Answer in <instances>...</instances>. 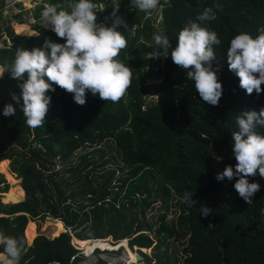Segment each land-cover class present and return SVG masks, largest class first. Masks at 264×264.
I'll return each mask as SVG.
<instances>
[{
	"label": "trees",
	"instance_id": "obj_1",
	"mask_svg": "<svg viewBox=\"0 0 264 264\" xmlns=\"http://www.w3.org/2000/svg\"><path fill=\"white\" fill-rule=\"evenodd\" d=\"M69 2L45 0L31 11L33 19H42L43 4L67 8ZM94 2L102 5L98 6L102 9L97 13L98 23L108 25L115 4L110 0ZM121 3L118 11H123ZM160 4L162 18L157 28L144 18L145 12L135 8L134 13L124 14V24L117 26L127 46L116 59L132 73L131 84L119 102L104 101L98 94L87 92L86 103L79 105L73 93L53 85L55 91L47 93L51 101L44 125L35 129L26 124L22 99L19 104L12 99V94L19 95L21 89L8 69L18 48L42 47L48 39L64 44L66 38L58 37L51 27L33 28L37 36H16L13 21L28 24L29 12L4 19L1 5L0 40L4 39V48L0 49V73L3 71L4 75L0 77V166L4 162L10 166L13 161L12 170L21 178V188H15L24 194V199L16 190L11 194L15 200L0 202V233L24 241L20 264H68L70 256L78 252L71 245L82 252L85 250L80 243L92 250L112 251L109 248L127 245L125 240H129L131 249L136 247L138 255L140 251L149 254L147 250L152 248L159 251L153 259L142 255L146 264H169L166 241L178 231H183L184 236L189 234L182 264H264V178L258 174L249 178L260 184L250 205L235 190V178H216L225 167H235L237 163L232 153V133L238 130V115L264 108V92L247 94L227 61V49L235 35L247 32L255 37L264 28V0H163ZM209 8L215 18L204 21L203 26L214 30L221 40L220 45L214 46L217 59L213 61V68L219 65L218 78L223 86L217 106L200 99L194 82L188 80L185 69L173 62L170 52L167 58L156 57L158 47L153 39L155 33L162 31L174 48L185 23ZM134 25L137 27L131 35ZM150 66L156 69V84L148 83L152 77ZM150 92L156 96L151 105L146 101ZM9 103L16 112L5 116L3 109ZM256 131L264 134V127L258 126ZM108 141L129 169L120 179V191L139 175L145 177L137 184L130 183V191L136 197L130 204L139 201L142 210L141 216L128 223L115 208L119 193L109 189L115 171H104L108 179L101 184L94 179V173L104 163H97L92 155L99 152L103 157L98 147ZM88 148L92 152L72 162L75 152ZM151 169H157L163 181ZM0 173L8 178L7 173ZM2 185L5 190L0 193L9 194V185L0 175V188ZM185 192L192 194L196 206L183 202ZM159 194L164 196L165 210L169 209V202H177L179 215L168 223L167 214H159L153 240V224L145 218ZM201 205L212 209L207 218L201 216ZM45 217L54 219V237L63 233L55 239L36 236L27 246L28 224ZM56 220L63 222L65 229ZM210 223L214 226L209 227ZM67 229L75 238L71 245ZM109 237L120 243L112 245L104 240Z\"/></svg>",
	"mask_w": 264,
	"mask_h": 264
},
{
	"label": "clouds",
	"instance_id": "obj_2",
	"mask_svg": "<svg viewBox=\"0 0 264 264\" xmlns=\"http://www.w3.org/2000/svg\"><path fill=\"white\" fill-rule=\"evenodd\" d=\"M114 4L113 15L119 10V0H114ZM159 4L160 0H132V6L145 13L157 9ZM98 11L102 9L94 0H71L67 8L59 4L45 5L42 18L58 37L66 38V43L48 39L42 47L17 49L8 71L19 82L21 93H13L12 99L17 104L22 99L23 115L30 128L44 125L51 101L47 93L55 91L53 85L73 93L79 105L86 103L87 92L94 96L98 94L104 101L119 102L129 88L132 73L116 59L127 46L125 36L117 30L123 21L117 17L111 27L98 23ZM214 18L209 8L186 22L178 33L174 48L162 31L155 33L153 39L158 47L156 57L167 58L170 52L173 62L185 69L188 80L194 82L200 99L217 106L223 86L218 78L219 65L213 68V61L217 59L214 46L220 45L221 40L214 30L203 26L204 21ZM227 61L229 70L239 77L240 87L247 94L264 92V28L255 37L247 32L235 35L227 49ZM3 75L0 73V77ZM15 112L12 103L3 109L5 116L15 115ZM236 123L238 130L232 133V153L237 163L235 167H225L216 178L219 181L235 178V190L250 205L260 184L249 178L257 174L264 178V134L256 131L258 126L264 127V108L259 112L246 110L240 113ZM183 202L190 207L197 204L189 192L184 193ZM199 209L205 218L212 213L206 205ZM0 246L3 249L0 264H20L24 241L0 233Z\"/></svg>",
	"mask_w": 264,
	"mask_h": 264
},
{
	"label": "rangeland",
	"instance_id": "obj_3",
	"mask_svg": "<svg viewBox=\"0 0 264 264\" xmlns=\"http://www.w3.org/2000/svg\"><path fill=\"white\" fill-rule=\"evenodd\" d=\"M44 1L45 0L24 1L23 2L24 11L21 13L15 11V10H10V11L4 10V13H3L4 19H9L16 14H22L24 12H29L28 13L29 16L26 18V22L28 23V25H30V26L35 25L36 27H46L47 28V26H48L47 21H45L44 19L35 21L33 19L32 12H31L32 10L35 9V7L38 4H41ZM162 1L163 0H160V2H162ZM110 2L114 4V0H110ZM119 3H121L120 0H119ZM24 4H25V6H24ZM26 4L28 6H26ZM47 5H49V4H47ZM121 5L123 7V11H118V12H116L115 15H113V11H112L110 13V23L107 26L111 27L115 23V20L117 17H120L123 21V23H121V24H124V21H125L124 14L134 13V7L132 6V0H124L121 3ZM42 6L44 7V4ZM99 6L101 7V4H99ZM161 6L162 5L159 4L157 9L146 13L144 16V18H148L150 20V22H151L152 26H154V28H157V26L160 24L159 20H157V16H159ZM16 23H17L16 20H14L12 23L15 35H16V25H15ZM0 25H3L2 22H0ZM136 27H137V25H134L133 30L131 31V35H134V32H135L134 30ZM16 36H18V35H16ZM31 36H36V35L32 34V35L27 36V37H31ZM20 37H22V36H20ZM3 40H0V44L2 46H3ZM148 71L152 75V77L148 80V83L149 84L150 83H152V84L158 83L159 80L154 77V75L156 74V69H154L153 67L150 66L148 68ZM155 99H156V96L153 94V92H150L149 95L146 97V101L149 105L153 104ZM98 148L103 151V153H104L103 157H101V154L99 152L93 153L92 156L97 163L103 162L104 164L101 163L102 165L94 173V175H95L94 179L98 183L101 184L108 179L107 175L104 173V171H107V170L108 171H110V170L115 171V174H114V176L111 179V182L109 184V189L113 190L116 193H119L117 201L115 202V208H117V210L120 213V216L122 215L125 218L126 222L128 223L130 220H132V218H135L136 216H141V210H142V207L139 205V201H137L138 203L136 202V204H130L131 200L136 201V197L133 195L132 191H130V183L137 184L138 182H141L142 180H144L145 177L142 174L139 175L134 181L132 180L133 182H130V183L127 182L126 185L123 187V189L120 191V189L117 188L121 185L120 179L124 178L129 173V169L126 168L125 166H123V164L120 162V160L117 156V153L115 151L114 144L111 141L102 143ZM90 152H92V148L79 150L73 154V156L71 157V160H72V162L76 163V161H78L81 157H83V155H86ZM12 163H13V161H12ZM12 163L9 166L8 162H4L0 166V171L8 174V178H6L5 174L0 173V175H3V179L6 181V184L9 185L8 192L10 191L9 194L0 193V201L2 202V204H8V203H5L8 200H15L16 198L11 197V194L16 192V188H15L16 186L20 187L21 178L18 177L15 172H13L12 167H11ZM58 168L59 167H57V169ZM151 170H152L153 174L158 178L159 181H163V177L160 175V173L157 169H155V170L151 169ZM7 179L9 182H7ZM0 190H5V189H2V187H1ZM111 202H112V198H110V200H109L110 204H111ZM168 205H169V209L165 210L166 206H165L164 196L162 194H159V196L157 198V202L155 203V205L152 207V209L150 210V212L147 214V216L145 218L146 222H148V223L152 222V224H153L154 232L151 234V238L153 240H155V233H156V229H157V226L159 223V221H158L159 214L165 212L167 214L166 220L168 223H171V221H175V219L179 215V206L175 200L169 202ZM105 217H106V215H105ZM57 221H58V223L63 224V222H61L60 220H57ZM33 222L36 225V229H35L36 236H42L46 239H55L56 238L53 236V234H54V225H53L54 219H51L48 217V219L45 218L43 221L38 219V220L33 221ZM63 226H64V224H63ZM64 229H65V226H64ZM67 231L73 237L71 230L67 229ZM61 233H63V232H61ZM60 234H59V236H60ZM59 236H57V237H59ZM188 238H189V234H185V236H184L183 231H178L177 234H175V236L172 239H169L166 241V244L168 245V250L166 251V257L169 260V264H182V260H183V256H184L183 250L186 246V242H188ZM104 240H109L112 245L120 243V242H116L113 237H109V238L104 239ZM125 241H127L128 244L125 245L124 251L116 253V256H124L125 254H127L130 257V260H132V263L137 260L138 256L144 255V256H147L149 259H153L155 257V255L159 254L158 250H156L155 248H152V249L148 250L149 254L148 253L144 254V253H142V251H140L139 255H138V253L135 251L136 247L131 249L129 247V240H125ZM27 243L30 244L32 242L27 241ZM70 244H71V241H70ZM80 244H81V248L87 247L86 243H80ZM121 246H122V244L119 245L117 248H120ZM113 248H116V247H113ZM73 249L76 251H79L77 248H73ZM110 249L113 251L112 248H110ZM89 251H90V249L87 248L86 252H89ZM79 252H82V251H79ZM143 258H144L143 262H137L136 264H146L145 257H143Z\"/></svg>",
	"mask_w": 264,
	"mask_h": 264
},
{
	"label": "built area",
	"instance_id": "obj_4",
	"mask_svg": "<svg viewBox=\"0 0 264 264\" xmlns=\"http://www.w3.org/2000/svg\"><path fill=\"white\" fill-rule=\"evenodd\" d=\"M2 2H3L4 10L6 11L15 10L19 13L24 11L23 0H2ZM20 4H22V7L20 6ZM3 48L4 45L2 46L0 44V49ZM45 218L48 219V217ZM122 250L124 251L123 248L115 251L95 250L91 255H87L85 252L82 253L78 251L77 253H74L73 255L70 256L68 264H124L126 263V258H127L126 254L124 256H116V253L121 252ZM47 264H60V263L57 261H51L48 262Z\"/></svg>",
	"mask_w": 264,
	"mask_h": 264
},
{
	"label": "bare ground",
	"instance_id": "obj_5",
	"mask_svg": "<svg viewBox=\"0 0 264 264\" xmlns=\"http://www.w3.org/2000/svg\"><path fill=\"white\" fill-rule=\"evenodd\" d=\"M23 1H29V0H23ZM16 34L18 35V36H24V37H27V36H30V35H34V33H33V31L31 30V28L29 27V26H27V25H16ZM56 222H58L57 220H56ZM35 229H36V225L34 224V222L33 223H29V225L27 226V228H26V236H27V239H28V242H32L33 241V239L35 238V236H36V233H35ZM80 245V248H81V244H79ZM121 245V244H120ZM125 245V244H124ZM124 245H122L121 247H123ZM87 247L86 248H82L83 250H85V251H83V252H85L87 255H91L95 250H100V249H95V250H92L88 245H86ZM119 246V245H118ZM117 246V247H118ZM112 248L113 249V251H115V250H120L121 249V247L120 248ZM87 248H89L90 249V251L89 252H86V249ZM108 248H105V249H103V250H101V251H106ZM110 249V248H109ZM124 249V248H123ZM148 251V250H147ZM126 263H124V264H136L138 261L136 260L135 262H133L132 263V260H130V257L126 254Z\"/></svg>",
	"mask_w": 264,
	"mask_h": 264
},
{
	"label": "crops",
	"instance_id": "obj_6",
	"mask_svg": "<svg viewBox=\"0 0 264 264\" xmlns=\"http://www.w3.org/2000/svg\"><path fill=\"white\" fill-rule=\"evenodd\" d=\"M3 4V2H2V0H0V7H1V5ZM45 5H47V4H44V7H45ZM43 19V18H42ZM36 21V20H35ZM15 25H27V26H29V27H31V30L33 31V33L37 36V33L33 30V28H36V26L34 25V26H30V25H28V24H18V23H16ZM3 186L4 185H2L1 187H2V189H3ZM21 188V187H20ZM16 190L24 197V194H22L20 191H19V189H17L16 188ZM22 190V189H21ZM23 191V190H22ZM24 192V191H23ZM3 196V195H2ZM22 199H24V198H22ZM21 199V200H22ZM1 202V201H0ZM0 216H3V215H1L0 214ZM29 222V221H28ZM30 223H33V221H31ZM35 224V223H34ZM29 225V224H28ZM36 233V232H35ZM25 234H26V230H25ZM26 238H27V236H26ZM27 241H28V239H27ZM27 241H26V243H27ZM33 242V241H32ZM32 243H30V244H28L27 243V246H30Z\"/></svg>",
	"mask_w": 264,
	"mask_h": 264
},
{
	"label": "water",
	"instance_id": "obj_7",
	"mask_svg": "<svg viewBox=\"0 0 264 264\" xmlns=\"http://www.w3.org/2000/svg\"><path fill=\"white\" fill-rule=\"evenodd\" d=\"M161 9H162V6L160 7V11H161ZM159 23L161 22V18H162V15H161V12L159 13ZM33 145H35V143L33 144ZM3 189H5V186H3ZM2 203V202H1ZM64 232H66V230H64ZM56 238H58V237H56ZM72 236H71V234H70V241L72 240ZM71 245V244H70ZM72 246V245H71ZM73 247V246H72ZM74 248V247H73ZM137 260L139 261V262H143V260H144V258L142 257V256H138L137 257Z\"/></svg>",
	"mask_w": 264,
	"mask_h": 264
}]
</instances>
